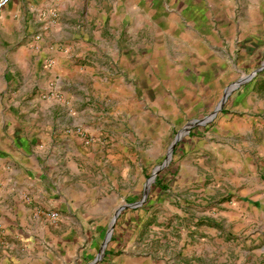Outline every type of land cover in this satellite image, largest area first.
Wrapping results in <instances>:
<instances>
[{
	"label": "rangeland",
	"instance_id": "rangeland-1",
	"mask_svg": "<svg viewBox=\"0 0 264 264\" xmlns=\"http://www.w3.org/2000/svg\"><path fill=\"white\" fill-rule=\"evenodd\" d=\"M97 2L39 95L77 123L10 160L0 264H264V0Z\"/></svg>",
	"mask_w": 264,
	"mask_h": 264
},
{
	"label": "crops",
	"instance_id": "crops-1",
	"mask_svg": "<svg viewBox=\"0 0 264 264\" xmlns=\"http://www.w3.org/2000/svg\"><path fill=\"white\" fill-rule=\"evenodd\" d=\"M87 3L85 9L82 0H6L0 9V211L3 214L8 208L4 198L10 190H19L21 186L18 184L23 182L19 171L11 169L10 160L15 158L24 164L26 156L23 151L31 143L48 139L50 133H54V121L62 119L66 125L77 123V109L72 106L76 100L73 95L66 112L45 104L39 95L43 91L44 77L51 75L45 73L53 71L59 64V51L54 47L59 48L58 42L63 37H77L72 32L77 28L83 29L80 23H85L86 19L82 15L88 21L91 17L87 14L96 12L94 6L97 0ZM55 13L58 16L52 19ZM47 18L51 21L45 29L41 23ZM100 19L97 30L105 27L106 17L104 23ZM85 41L83 46L86 47L76 45L71 49V56L92 57L94 53L93 59H97L96 56L103 59L111 49L106 38H100L98 44L88 38ZM114 47L115 53L112 54L118 59L120 50L117 45ZM48 63L54 64L52 70L45 68ZM7 93L12 94L11 100L2 99ZM88 94L86 91L85 95ZM87 100H90L89 97ZM49 116L52 121L48 120ZM35 158L36 155H32L31 161Z\"/></svg>",
	"mask_w": 264,
	"mask_h": 264
},
{
	"label": "built area",
	"instance_id": "built-area-1",
	"mask_svg": "<svg viewBox=\"0 0 264 264\" xmlns=\"http://www.w3.org/2000/svg\"><path fill=\"white\" fill-rule=\"evenodd\" d=\"M6 0H0V9L4 6Z\"/></svg>",
	"mask_w": 264,
	"mask_h": 264
},
{
	"label": "trees",
	"instance_id": "trees-1",
	"mask_svg": "<svg viewBox=\"0 0 264 264\" xmlns=\"http://www.w3.org/2000/svg\"><path fill=\"white\" fill-rule=\"evenodd\" d=\"M160 182V181H159ZM161 183V182H160Z\"/></svg>",
	"mask_w": 264,
	"mask_h": 264
},
{
	"label": "water",
	"instance_id": "water-1",
	"mask_svg": "<svg viewBox=\"0 0 264 264\" xmlns=\"http://www.w3.org/2000/svg\"><path fill=\"white\" fill-rule=\"evenodd\" d=\"M171 153H172V151H171Z\"/></svg>",
	"mask_w": 264,
	"mask_h": 264
}]
</instances>
